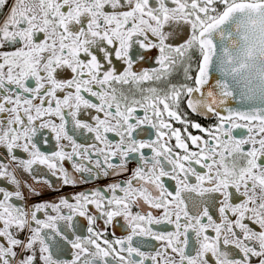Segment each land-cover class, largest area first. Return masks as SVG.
Returning a JSON list of instances; mask_svg holds the SVG:
<instances>
[{
    "label": "snow or ice",
    "instance_id": "6c2138e0",
    "mask_svg": "<svg viewBox=\"0 0 264 264\" xmlns=\"http://www.w3.org/2000/svg\"><path fill=\"white\" fill-rule=\"evenodd\" d=\"M0 264H264V0H0Z\"/></svg>",
    "mask_w": 264,
    "mask_h": 264
},
{
    "label": "flooded vegetation",
    "instance_id": "af4514ba",
    "mask_svg": "<svg viewBox=\"0 0 264 264\" xmlns=\"http://www.w3.org/2000/svg\"><path fill=\"white\" fill-rule=\"evenodd\" d=\"M66 191H70L71 189H65Z\"/></svg>",
    "mask_w": 264,
    "mask_h": 264
}]
</instances>
